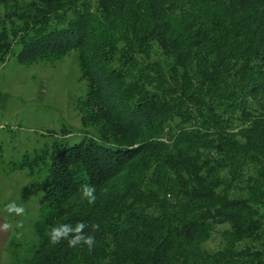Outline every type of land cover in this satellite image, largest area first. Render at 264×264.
<instances>
[{
  "label": "trees",
  "instance_id": "obj_1",
  "mask_svg": "<svg viewBox=\"0 0 264 264\" xmlns=\"http://www.w3.org/2000/svg\"><path fill=\"white\" fill-rule=\"evenodd\" d=\"M72 51L98 134L16 167L47 199L22 264H264V0H0V65ZM80 222L91 248L50 241Z\"/></svg>",
  "mask_w": 264,
  "mask_h": 264
},
{
  "label": "rangeland",
  "instance_id": "obj_2",
  "mask_svg": "<svg viewBox=\"0 0 264 264\" xmlns=\"http://www.w3.org/2000/svg\"><path fill=\"white\" fill-rule=\"evenodd\" d=\"M3 12V10L1 9ZM20 48H16L18 53ZM161 58L157 51L152 59ZM87 93L82 79L78 53L70 52L55 61L20 64L11 55L0 65V264H22L31 257L25 248L13 243L37 242L35 224L47 203L40 183L44 174L16 168L25 156L52 149L55 142L79 141L84 131L98 134L93 127H84L77 102ZM70 130L66 135L62 130ZM15 201L24 208L21 215L9 213L7 204ZM8 225L7 228L4 226ZM228 224H218L202 251L214 254L226 244Z\"/></svg>",
  "mask_w": 264,
  "mask_h": 264
},
{
  "label": "clouds",
  "instance_id": "obj_3",
  "mask_svg": "<svg viewBox=\"0 0 264 264\" xmlns=\"http://www.w3.org/2000/svg\"><path fill=\"white\" fill-rule=\"evenodd\" d=\"M94 192L95 189L91 186L85 185L82 189V195L88 199L89 203H93L96 199ZM6 208L9 213H14L16 215H21L24 212V208L18 205L15 201L9 202ZM4 227L7 228L8 225H5ZM85 227L86 225L83 222L78 223L75 228L68 224H63L59 227H53L51 229L50 241L55 244L62 238H68V243L70 246L74 247L83 241V243L87 244L89 248H91L94 244V237L91 235L84 236L81 234V230ZM69 233H77V235L69 237Z\"/></svg>",
  "mask_w": 264,
  "mask_h": 264
}]
</instances>
